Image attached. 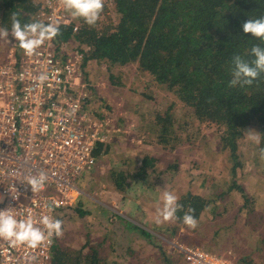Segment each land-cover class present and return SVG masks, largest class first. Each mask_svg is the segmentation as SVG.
I'll return each mask as SVG.
<instances>
[{
  "label": "trees",
  "instance_id": "1",
  "mask_svg": "<svg viewBox=\"0 0 264 264\" xmlns=\"http://www.w3.org/2000/svg\"><path fill=\"white\" fill-rule=\"evenodd\" d=\"M43 4L44 0H0V27L12 34L13 16L22 25L33 23ZM261 17H264V0H104L103 12L94 26L77 18L78 31L74 32L70 24H59L60 32L54 38L58 55L71 52L81 57L86 79H89L91 66L107 72L113 82L121 83L120 71L114 76L113 69L118 64L137 62L183 100L199 121L219 127L220 144L230 151L233 160L229 178L217 180L213 176V181L220 183L214 186L208 183L210 186L205 193L190 188L182 192L178 203L183 207L177 210L162 234L171 237L184 226L193 241L206 235L202 243L204 248H218L227 255L238 252L237 244L247 236L246 232L242 236L236 232L240 223L247 222L256 229L264 221V191L261 193L264 159L260 156L264 149V73L250 86H229L232 58L240 55L251 62L254 59L252 47L264 48V40L243 32L244 22ZM156 117L163 127L154 137L167 146L174 133L167 127L168 123L169 126L173 124V111ZM254 127L259 129L260 142L255 145L253 168L240 172L243 146L249 140L247 131ZM104 145L99 141L95 154H99ZM155 161V157L145 154L138 166L139 172H147ZM111 172L115 188L124 190L129 172L117 168ZM242 173L249 177L248 182ZM226 181L229 182L225 184ZM238 194L243 195V201L234 198ZM78 202L76 209L85 214ZM189 209L194 211L189 213ZM257 210L260 211L257 213ZM186 213L197 219L195 229L184 224ZM253 217H258V221ZM143 222L132 226L153 243L154 251L144 255L145 258L160 264H174L185 258L179 250L174 255L167 253L164 238L153 232L146 220ZM111 231L108 227L100 237H110ZM98 238L86 234L84 243L66 246L56 236L52 264H112L117 257L115 249L102 245ZM129 254L126 264H143L134 248H130ZM239 255L238 264L251 263L248 255Z\"/></svg>",
  "mask_w": 264,
  "mask_h": 264
},
{
  "label": "rangeland",
  "instance_id": "2",
  "mask_svg": "<svg viewBox=\"0 0 264 264\" xmlns=\"http://www.w3.org/2000/svg\"><path fill=\"white\" fill-rule=\"evenodd\" d=\"M2 31L3 28L0 27V32ZM15 41L12 34L8 33L6 37L0 35V60L4 59L8 48L16 45ZM61 67L63 68V64ZM89 67V79L84 75L81 80V91L87 93L81 111L87 110L92 119L102 123L105 145L96 155L93 167L79 177L81 193L73 204L55 209L56 220L62 221V234L57 236L59 241L66 246H77L85 242L86 234H90L96 239L99 237L98 242L102 245L115 249L117 257L112 264H126L130 258V248H134L135 254H139L137 258L143 264H160L144 257L154 251L153 243L132 226L142 225L143 220H146L148 227L164 238L167 253L171 255L178 251L174 246L175 241L203 247L206 235L198 236L193 241L184 226L179 227L171 237L163 236L162 231L169 221H164L160 213L164 207L165 192H171L178 198L189 188L205 193L210 186L208 183L212 186L220 183L213 181V176L217 180L229 178V166L233 160L230 151L220 144L217 131L219 127L199 121L183 100L165 83L139 67L137 62L118 64L113 69L114 76H118L120 71L121 83L113 82L108 73H103L100 68ZM63 91L74 94L69 87H65ZM167 111H173V124L169 126L168 123L167 127L174 133L167 146H164L154 136L163 127L156 115ZM249 130L259 136V129L256 127ZM250 132L247 131L248 136ZM256 144L251 140L244 144L240 172L253 168L252 157ZM145 154L155 157L156 161L147 172L141 173L138 166ZM115 168L129 172L128 184L124 190H117L113 184L111 171ZM244 178L249 181V177L244 175ZM254 182L256 183H250ZM263 191L264 189L261 193ZM242 196L238 194L234 198L243 201ZM77 202L86 211L85 214L76 209ZM258 211L260 210L257 213ZM254 213L252 216H255ZM256 218L258 217H253L258 221ZM246 223H240L236 232L240 236L246 232L247 236L237 244L240 247L238 252L229 257L235 264L239 254L248 255L251 258L250 264H264V225L261 227L264 221L256 229ZM108 227L112 230L110 237H100ZM209 227L210 225L208 229ZM258 228L262 233L258 232ZM208 251L226 255L218 248ZM174 264L189 263L183 258Z\"/></svg>",
  "mask_w": 264,
  "mask_h": 264
},
{
  "label": "built area",
  "instance_id": "3",
  "mask_svg": "<svg viewBox=\"0 0 264 264\" xmlns=\"http://www.w3.org/2000/svg\"><path fill=\"white\" fill-rule=\"evenodd\" d=\"M34 22L70 24L74 32L80 28L60 0H44ZM15 42L0 60V210L18 221L32 219L47 237L42 219L56 220V208L73 204L81 193L79 177L95 164V149L105 136L102 123L81 111L87 99L81 91V57L58 55L54 38L32 56ZM65 87L74 94L65 93ZM41 173L46 180L33 192L28 178ZM55 236L35 248L0 238V264H52ZM174 246L189 264H235L199 245L175 241Z\"/></svg>",
  "mask_w": 264,
  "mask_h": 264
},
{
  "label": "clouds",
  "instance_id": "4",
  "mask_svg": "<svg viewBox=\"0 0 264 264\" xmlns=\"http://www.w3.org/2000/svg\"><path fill=\"white\" fill-rule=\"evenodd\" d=\"M61 5L71 12L74 17L83 18L89 25L94 26L99 20L104 9V0H60ZM12 35L19 41L20 47L28 56L35 54L36 50L46 41L55 38L59 32V26L54 23L44 24L41 22H33L22 25L20 20L13 16L12 19ZM243 32L251 33L253 37L264 40V17L257 19H249L243 24ZM0 35L7 36L8 30L4 29ZM251 55L254 59L249 62L240 55L232 58L233 68L231 70L232 79L229 86H250L252 83L264 73V48L253 46ZM248 139L259 144L260 137L256 134L249 133ZM260 156L264 159V149H261ZM46 176L41 173L39 176L28 178V185L31 191H38L40 186L45 182ZM183 206L178 203V197L171 192L164 193V207L160 213L164 221H170L175 218L178 209ZM189 209V213L193 212ZM186 213L183 222L189 228L195 229L198 221L194 215ZM47 231L34 226L35 221L32 219L18 221L8 210H0V238L10 241L13 244L27 243L35 248L45 242L55 234H62V221L53 220L50 217H44L41 221Z\"/></svg>",
  "mask_w": 264,
  "mask_h": 264
},
{
  "label": "crops",
  "instance_id": "5",
  "mask_svg": "<svg viewBox=\"0 0 264 264\" xmlns=\"http://www.w3.org/2000/svg\"><path fill=\"white\" fill-rule=\"evenodd\" d=\"M6 53V52H5ZM5 58V57H4ZM3 60V59H2ZM200 192V191H199ZM183 244H185L184 242H183ZM192 245H196V244H192ZM227 255V254H226ZM230 255H228L227 257H229ZM230 258V257H229ZM231 259V258H230ZM238 264V263H237Z\"/></svg>",
  "mask_w": 264,
  "mask_h": 264
}]
</instances>
